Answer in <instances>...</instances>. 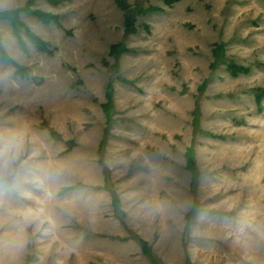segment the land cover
Returning <instances> with one entry per match:
<instances>
[{
	"label": "rangeland",
	"instance_id": "374dc122",
	"mask_svg": "<svg viewBox=\"0 0 264 264\" xmlns=\"http://www.w3.org/2000/svg\"><path fill=\"white\" fill-rule=\"evenodd\" d=\"M0 264H264V0H0Z\"/></svg>",
	"mask_w": 264,
	"mask_h": 264
}]
</instances>
